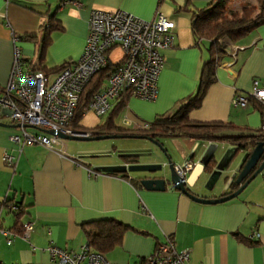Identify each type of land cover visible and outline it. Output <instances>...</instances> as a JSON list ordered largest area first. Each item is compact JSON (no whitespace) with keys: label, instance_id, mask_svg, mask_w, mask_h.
<instances>
[{"label":"crops","instance_id":"obj_1","mask_svg":"<svg viewBox=\"0 0 264 264\" xmlns=\"http://www.w3.org/2000/svg\"><path fill=\"white\" fill-rule=\"evenodd\" d=\"M64 1L0 0V88L6 85L12 67L13 38L18 39L24 66L36 64L37 46L52 16L62 30L51 34L41 66L51 69L72 64L81 56L91 11L121 10L143 21H151L159 11L174 22L175 29L173 46L161 51L164 60L156 100L146 102L123 93L120 96L125 105L115 125L133 130L124 124L125 118L150 124L158 116L176 115L178 103L196 93L203 64L210 55L208 42L197 39L192 31L190 11L203 8L209 0H67L70 2L63 4ZM218 43L216 81L187 117L194 123L222 122L249 131L259 129L262 109L258 104L237 109L231 102L235 92H248L254 79L264 87V24L235 43L226 37ZM121 57L119 48L111 50L113 63ZM106 83L107 80L103 88ZM119 101H113L103 117L86 108L79 125L86 130L95 128ZM0 123L9 124V120L0 115ZM17 130L0 126V200L12 198L22 203L26 211L23 223H32L33 229L27 241L17 237L10 245L0 235L1 264H51L46 252L49 244L77 250L86 242L82 225L98 220H111L115 228L126 227L121 243L104 256L110 264H136L167 238L173 240L178 251H190L188 264H264V175L262 181H257L258 174L237 198L220 204L197 203L168 183L163 191L145 190L140 185L144 178H168V156L175 166L185 160L193 163L185 182L191 193L218 198L230 192V178L244 164L248 151L235 152L226 140L186 135L161 138L159 143L166 151L162 154L147 139L132 137L122 138L131 141L117 145L119 155L113 159L105 155L108 152L83 150L66 143H62L63 154L59 148L48 150L39 145L18 149L9 140ZM211 146L212 158L217 162L226 153L232 156L222 171H216V164L205 170L200 163ZM4 153L13 158L11 168L2 161ZM129 156L131 161L125 159ZM157 165L160 171H147ZM123 166L131 170L103 171ZM4 215L3 211L2 226L9 229L13 219ZM255 231L259 233L258 240L249 241L248 236Z\"/></svg>","mask_w":264,"mask_h":264},{"label":"built area","instance_id":"obj_2","mask_svg":"<svg viewBox=\"0 0 264 264\" xmlns=\"http://www.w3.org/2000/svg\"><path fill=\"white\" fill-rule=\"evenodd\" d=\"M70 1H64L63 4ZM79 4V3H78ZM175 24L157 11L151 21H143L124 11L105 12L92 10L89 16L84 47L78 61L70 64L50 80L41 71L24 66L17 40L14 42V57L6 85L0 88V115L8 118L9 124L20 125L9 137L20 149L23 146L39 145L48 150L62 148V139L52 133L67 136L92 137L88 131L71 127L81 92L97 73L113 66L104 88L95 93L87 110L97 117L106 115L120 95L129 93L132 98L153 102L157 98V83L163 66L161 51L173 46ZM119 48L122 57L113 63L110 52ZM250 103L261 109L259 129L264 132V87L257 79L252 80L248 92H235L231 105L245 109ZM132 129L147 130L149 123L137 124L123 120ZM27 126V128L23 127ZM45 130L47 132H42ZM63 154V153H62ZM4 165L13 166V158L4 153ZM193 163L185 160L174 168L176 176L184 183ZM96 176L97 173L90 172ZM9 209H14L10 206ZM33 225L24 224L23 240H28ZM6 244L10 245L17 235L0 229ZM259 233L248 236L249 241L258 240ZM51 264H110L102 255L93 251L87 242L74 251L61 249L54 244L46 248ZM189 250L178 251L172 239L158 243L154 250L136 264H188Z\"/></svg>","mask_w":264,"mask_h":264},{"label":"trees","instance_id":"obj_3","mask_svg":"<svg viewBox=\"0 0 264 264\" xmlns=\"http://www.w3.org/2000/svg\"><path fill=\"white\" fill-rule=\"evenodd\" d=\"M230 1L231 0H209L207 5L203 8L190 11L192 31L197 39L208 42V52L210 56L203 64L196 93L178 103V113L176 115L158 116L152 123H150V128L147 130H128L119 128L115 125V118L119 115V112L125 105V101L121 98V95L118 97L120 101L109 113L106 120L93 129H87L90 135L92 137L96 135H115L120 136V138L142 137L144 139L151 138L157 142L164 137H182L191 135L194 138L220 142L226 140L234 147L235 152L243 150L251 152L258 143H262L264 147V132L260 129L249 131L248 129L234 127L231 123L222 122L194 123L187 117V113L190 110L197 108L201 104L207 89L216 81L215 71L220 60L219 40L226 37L232 43H235L244 37L249 31L264 24V0H255L257 7L253 6V8H250L247 4L243 5L241 12L244 16L245 22L240 21V14L228 9L227 4ZM241 1L250 3V0ZM258 9L261 10L262 13L256 18H253V15ZM181 11H183V9ZM226 16H231V18L240 23L238 25L225 24L227 21ZM48 18L49 24L46 27L44 38L37 46L38 61L36 64H30L26 68H30L34 71H41L45 76L50 78L49 76L58 74L63 69L67 68L71 62L64 63L61 66H56L51 69L41 66L46 50L51 44V34L54 31L62 30L54 17L49 16ZM113 69L114 67L110 66L94 75L85 89L81 92L74 112L73 122L71 124L73 129L79 131L86 130L79 125V122L92 96L103 88V85ZM125 93L129 96L128 92ZM225 131L238 133L230 135L220 134ZM129 158L132 157H125L127 160H129ZM263 158L264 153L258 165ZM212 166L213 163L211 161L205 166V170H211ZM230 187L231 189L228 193L237 190L239 186L233 182ZM10 206H13L14 209H9ZM3 211L11 216L13 219V225L9 229L3 228L2 219L0 218V229L10 231L17 235V237H20L23 234L25 224L22 220L26 214L25 207L22 203L15 202L12 198H4L0 200V214ZM82 229L89 247L104 257L121 243L126 227L122 226L120 228H115L111 220H98L82 225Z\"/></svg>","mask_w":264,"mask_h":264},{"label":"water","instance_id":"obj_4","mask_svg":"<svg viewBox=\"0 0 264 264\" xmlns=\"http://www.w3.org/2000/svg\"><path fill=\"white\" fill-rule=\"evenodd\" d=\"M1 127L5 128H10V129H16L19 128L20 125L18 124H5V123H0ZM27 128V126H23ZM42 131V130H40ZM42 132H47L43 130ZM53 135H57L60 139L62 140H69V141H99V140H104V139H116L120 138L119 136L115 135H96L93 137H72V136H67L61 133H52ZM137 138H142V137H137ZM148 141H150L154 146H156L159 151L162 154H166L165 149L162 147V145L157 142L156 140H153L151 138H146ZM212 149H214V146H211L209 149V152L204 155V157L201 159L200 163L203 164L204 166H207L211 161L213 163L212 169L215 166L216 171H222L224 170L229 162L230 159L232 158L231 155L226 153L220 161H215L212 153ZM264 153V147L262 143H258L256 147L251 151L247 152L244 164L236 170L235 174L230 178L231 184L234 182L236 185H238V189L228 193V194H223L218 198H203L199 197L197 195H194L193 193L190 192L186 188L185 183L179 179L174 171L175 165L170 161L169 157L167 156V171H168V178L164 177H158V178H144L140 180V185L145 189V190H150V191H163L165 189L166 184L172 185L174 189L179 191L180 193L186 195L188 198L191 200L201 203V204H220V203H225L228 202L232 199L237 198L243 190L250 184L252 180H254L258 174L262 172L264 169V158L258 165L262 155ZM258 167L256 168V166ZM131 170L130 167L123 166V167H108L104 168V172L108 173H120V172H125ZM143 170V169H142ZM161 166H154L150 167L147 169V171H160Z\"/></svg>","mask_w":264,"mask_h":264},{"label":"rangeland","instance_id":"obj_5","mask_svg":"<svg viewBox=\"0 0 264 264\" xmlns=\"http://www.w3.org/2000/svg\"><path fill=\"white\" fill-rule=\"evenodd\" d=\"M244 4H247L250 6V8L257 7L256 6V1L255 0H250L249 2L241 1V0H231L228 4L227 7L233 12H236L240 14V21L245 22L244 16L241 12V8L243 7ZM262 13L261 10H256L255 14L253 15V18H256ZM226 23L228 25H236L237 23H240L238 21H235L231 16H226ZM119 60V59H118ZM117 61V60H116ZM259 81V80H258ZM260 82V81H259ZM261 84V82H260ZM262 86V85H261ZM263 87V86H262ZM120 120V115L117 120L119 123ZM125 141V142H124ZM128 141H131L129 139H122V138H117V139H104V140H99V141H69V140H63V143H66L68 146H75L76 148H82L83 150H99V151H93V152H108L105 155L111 156V158L116 159L117 156L119 155V150H117V145H123V143H127ZM115 146V147H114ZM264 172H261L258 175L257 181H262ZM6 218H10V215L6 213L4 215ZM10 220V219H9Z\"/></svg>","mask_w":264,"mask_h":264}]
</instances>
